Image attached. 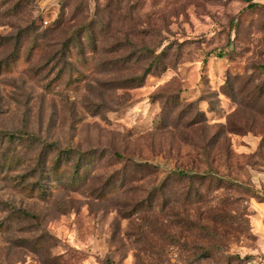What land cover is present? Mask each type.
<instances>
[{
    "label": "rangeland",
    "instance_id": "obj_1",
    "mask_svg": "<svg viewBox=\"0 0 264 264\" xmlns=\"http://www.w3.org/2000/svg\"><path fill=\"white\" fill-rule=\"evenodd\" d=\"M0 264H264V3L0 0Z\"/></svg>",
    "mask_w": 264,
    "mask_h": 264
},
{
    "label": "trees",
    "instance_id": "obj_2",
    "mask_svg": "<svg viewBox=\"0 0 264 264\" xmlns=\"http://www.w3.org/2000/svg\"><path fill=\"white\" fill-rule=\"evenodd\" d=\"M254 1V0H252ZM250 6H253V7H257L258 6V3H253V5H250ZM63 154H65V157L63 156ZM63 154H61L59 156V159L57 160L56 162V167L55 169H57L59 166H61L62 162L65 161V162H68V159H69V152H64ZM84 157V155H83ZM83 159V158H82ZM135 166L138 168H142L143 165H140V164H135ZM145 167H149L147 164L144 165ZM178 175L179 176H184L185 178H190V177H193V178H197V179H205L206 178V174L205 173H202V174H199V173H192V171H177Z\"/></svg>",
    "mask_w": 264,
    "mask_h": 264
},
{
    "label": "crops",
    "instance_id": "obj_3",
    "mask_svg": "<svg viewBox=\"0 0 264 264\" xmlns=\"http://www.w3.org/2000/svg\"><path fill=\"white\" fill-rule=\"evenodd\" d=\"M257 2H259V3H264V0H257Z\"/></svg>",
    "mask_w": 264,
    "mask_h": 264
}]
</instances>
